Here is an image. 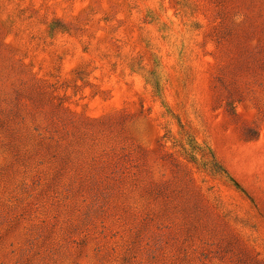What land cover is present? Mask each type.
<instances>
[{"label": "rangeland", "instance_id": "1", "mask_svg": "<svg viewBox=\"0 0 264 264\" xmlns=\"http://www.w3.org/2000/svg\"><path fill=\"white\" fill-rule=\"evenodd\" d=\"M0 264H264V0H0Z\"/></svg>", "mask_w": 264, "mask_h": 264}, {"label": "trees", "instance_id": "2", "mask_svg": "<svg viewBox=\"0 0 264 264\" xmlns=\"http://www.w3.org/2000/svg\"><path fill=\"white\" fill-rule=\"evenodd\" d=\"M156 67L157 66L151 69L141 67V74L144 77L145 82L151 86L154 95L159 99H162V84L164 80L162 74L156 69ZM167 134L168 138L173 139V146L179 148L181 153L189 161L197 163L209 174L223 178L225 181L235 185V182L230 177L227 170L216 159L208 145L198 143L189 134H185V137L179 139L172 137L170 131H168Z\"/></svg>", "mask_w": 264, "mask_h": 264}]
</instances>
